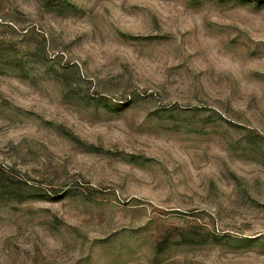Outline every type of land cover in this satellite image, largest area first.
<instances>
[{
	"label": "rangeland",
	"instance_id": "obj_1",
	"mask_svg": "<svg viewBox=\"0 0 264 264\" xmlns=\"http://www.w3.org/2000/svg\"><path fill=\"white\" fill-rule=\"evenodd\" d=\"M0 264H264V0H0Z\"/></svg>",
	"mask_w": 264,
	"mask_h": 264
}]
</instances>
